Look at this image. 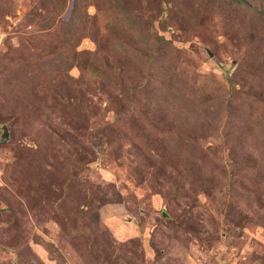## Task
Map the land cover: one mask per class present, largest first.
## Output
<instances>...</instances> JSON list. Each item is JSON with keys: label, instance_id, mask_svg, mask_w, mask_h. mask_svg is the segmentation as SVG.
<instances>
[{"label": "rangeland", "instance_id": "obj_1", "mask_svg": "<svg viewBox=\"0 0 264 264\" xmlns=\"http://www.w3.org/2000/svg\"><path fill=\"white\" fill-rule=\"evenodd\" d=\"M0 264H264V0H0Z\"/></svg>", "mask_w": 264, "mask_h": 264}, {"label": "water", "instance_id": "obj_2", "mask_svg": "<svg viewBox=\"0 0 264 264\" xmlns=\"http://www.w3.org/2000/svg\"><path fill=\"white\" fill-rule=\"evenodd\" d=\"M6 135V128H5V132H4V136Z\"/></svg>", "mask_w": 264, "mask_h": 264}, {"label": "trees", "instance_id": "obj_3", "mask_svg": "<svg viewBox=\"0 0 264 264\" xmlns=\"http://www.w3.org/2000/svg\"><path fill=\"white\" fill-rule=\"evenodd\" d=\"M158 46H160V45L158 44Z\"/></svg>", "mask_w": 264, "mask_h": 264}]
</instances>
